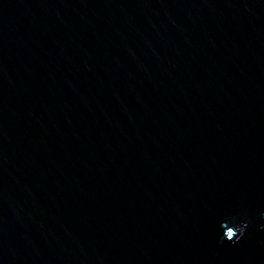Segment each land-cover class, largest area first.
I'll return each instance as SVG.
<instances>
[{
  "label": "water",
  "instance_id": "obj_1",
  "mask_svg": "<svg viewBox=\"0 0 264 264\" xmlns=\"http://www.w3.org/2000/svg\"><path fill=\"white\" fill-rule=\"evenodd\" d=\"M0 264H264V0H0Z\"/></svg>",
  "mask_w": 264,
  "mask_h": 264
}]
</instances>
